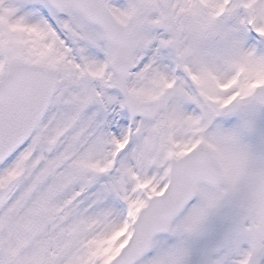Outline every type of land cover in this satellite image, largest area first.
<instances>
[{
  "label": "rangeland",
  "instance_id": "1",
  "mask_svg": "<svg viewBox=\"0 0 264 264\" xmlns=\"http://www.w3.org/2000/svg\"><path fill=\"white\" fill-rule=\"evenodd\" d=\"M108 8L120 22L139 14L126 89L160 101L154 119L128 118L115 48L77 11L0 0V74L19 57L57 75L43 120L0 166V186L23 172L0 210V264H105L162 190L169 159L200 139L216 151L223 186L198 187L137 264H246L249 252V264H264V110L249 86L264 77V0ZM231 100L241 108L228 117Z\"/></svg>",
  "mask_w": 264,
  "mask_h": 264
},
{
  "label": "water",
  "instance_id": "2",
  "mask_svg": "<svg viewBox=\"0 0 264 264\" xmlns=\"http://www.w3.org/2000/svg\"><path fill=\"white\" fill-rule=\"evenodd\" d=\"M48 1L58 8L72 6L79 9L86 19L98 24L105 36L117 45L118 52L115 69L121 77V84L124 89L125 79L131 69L127 54L132 47V35L136 29V18L126 25H117L105 8L106 0ZM54 85L53 73L40 72L36 68H26L21 61L16 59L11 61L8 78L4 83L0 84V161L32 132L48 105ZM126 98L129 111L135 116L151 118L158 111V103L155 101L134 102L128 96ZM254 101L264 107V89H259ZM239 107V104H237L229 113L236 112ZM201 150L208 157V166L200 169L199 173L195 172L191 176L188 175L185 181H182V179L178 180L175 189L168 193L178 175L173 177L167 192L154 201L153 210L150 212L151 215L140 217L139 222L145 228L138 236L141 247L133 255L128 256L129 260L123 264L136 262L148 250L152 237L167 231L170 220L178 214L194 195L197 183L202 182L212 188L222 184L223 175L215 157L206 148ZM212 172L214 175H212ZM8 192L9 189H0V208ZM164 200L174 201L172 209L166 217L164 225L162 221L161 226L154 227V222L158 218V212H160ZM161 215L159 214V216ZM116 261L117 259L111 264H116Z\"/></svg>",
  "mask_w": 264,
  "mask_h": 264
}]
</instances>
